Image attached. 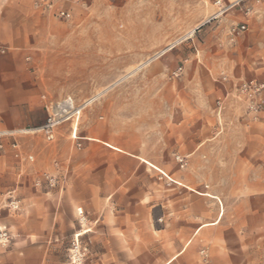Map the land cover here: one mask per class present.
<instances>
[{"label":"rangeland","instance_id":"obj_1","mask_svg":"<svg viewBox=\"0 0 264 264\" xmlns=\"http://www.w3.org/2000/svg\"><path fill=\"white\" fill-rule=\"evenodd\" d=\"M34 1L38 10L49 20L6 21L2 27L4 44L12 35L17 40L15 43L18 47L8 46L9 49L25 52L30 57L25 62L39 96L45 94L59 98L70 95L81 101L103 92L84 109L78 124V135H81L82 126L87 124L89 113L94 114L96 122L106 123L111 120V97L160 98L165 99V103H170L171 97L197 93L199 97L212 100L216 105V117L206 124L221 131L218 141L227 144L231 151L227 153L229 168L212 169L211 184L218 194L223 193L227 198L223 203L221 224L235 226L239 211L238 197L245 190L246 179L253 173L264 178V152L261 150L241 154L235 148L239 141L245 142L250 136H256L255 141L259 140L261 134L260 128L252 131V127L260 122L264 89L254 98L240 93L238 86L248 80L264 83V59L259 61L258 57L260 52H264V5L259 0H241L223 13H217L216 0ZM47 2L51 4L50 8L46 6ZM223 2L228 5L234 0ZM246 8H250V13L245 14ZM61 11L69 16L60 15ZM241 22L246 23L247 30L230 41L228 28ZM258 40L263 41V45ZM192 54L195 56H191ZM213 85L218 87H212ZM217 88L224 92L221 96L216 92ZM253 98L259 104L257 112L248 109L249 101ZM218 100L232 101L224 116L217 114L220 107ZM151 102L153 104H148ZM155 102L145 100V104L134 107L155 111ZM115 107L120 109L126 106ZM164 108L166 112H172L171 104L164 105ZM243 111L244 117L248 119L238 120L235 112ZM148 123L141 122L142 125ZM165 123L171 125L172 121ZM148 130L150 129L144 126L142 132L149 134ZM69 133V123L65 122L57 128L53 141H46L40 134L34 136H40V144L36 143L38 147L45 144L57 146L58 135L64 136L65 141L61 146L58 145V150L64 151L72 160L76 147ZM130 140L137 143L135 137ZM42 154L43 152L40 154L41 158L34 154L30 164L37 166L39 163V167L33 172L34 179L23 188L16 185L9 190L16 196L18 207L10 209L5 207V202L0 203V245L12 236L1 230L5 231L7 225L14 223L22 211H29L34 214L32 224L41 228L40 230L49 228L51 224V232L32 236L35 241L55 242V247L45 250L46 264H164L180 251V248L172 247L175 244L173 236L177 233L172 232L169 224L171 216L162 217L163 207L156 205V200H124V195L120 193L115 194L111 202L78 200L74 172L69 173L68 166V182L64 184H58L57 176L51 174L50 167L58 170L64 166L60 152L45 156ZM253 154L261 162V168L252 170L234 167L242 156L248 160ZM156 155L166 164L175 162L179 168L184 165V161L179 162L175 154L160 151ZM98 156L103 157L100 154ZM215 156L220 160L219 154ZM116 164L129 166L125 157H117ZM133 171L115 177V183L121 184L131 176L126 185L133 189L152 179L146 170L133 168ZM221 171L224 174L222 178ZM45 175L53 177L55 181L49 183ZM195 178L202 183V188L197 189L205 190L202 171L197 170ZM262 188L264 185H261L260 194H264ZM175 191L174 184H160L159 180L156 181L155 193ZM7 192L0 195V201ZM22 198L26 201L22 202ZM246 203L250 208L251 199ZM166 204L171 205L170 201H166ZM260 204L261 211L264 212V201ZM197 223H200L199 219ZM108 224L126 229V233H112L111 240L113 237L116 240L123 239L124 235L133 245L148 247L126 250L104 248L102 227ZM208 228L214 230V226ZM208 228L194 234L189 245L170 264H235V249L224 250L228 256L222 257L221 250L214 242L217 240L216 234L208 231ZM83 229H87V233L78 238L76 247L74 234ZM236 235L229 234L228 242L235 244ZM245 242L249 244L248 249H245V264H251L246 260L256 255L261 259V264H264V238L259 239L254 249L251 248L250 233L245 235ZM42 251L35 250L36 258ZM74 254L78 261H74Z\"/></svg>","mask_w":264,"mask_h":264},{"label":"crops","instance_id":"obj_2","mask_svg":"<svg viewBox=\"0 0 264 264\" xmlns=\"http://www.w3.org/2000/svg\"><path fill=\"white\" fill-rule=\"evenodd\" d=\"M10 20L49 19L38 10L34 0H0V132L35 128L40 126L45 118L41 95H38L37 86L31 78L25 62L30 57L25 52L9 49L8 46L18 47L15 43L17 40L12 35L7 38V43L4 44L2 27L6 21L9 22ZM258 42L261 44L263 41L258 40ZM191 56L195 55L192 54ZM205 56H209V54H205ZM223 56L225 55L221 54L216 57ZM258 57L259 61L263 60L264 52H260ZM208 67L211 68V66ZM258 72L262 73L260 70ZM216 86L213 85L212 87ZM216 92H219L220 96L224 93L221 88H217ZM145 100L156 101L154 103L157 105L155 111L151 109L149 112L146 108L134 107L145 104L143 103ZM109 101L111 120L106 123L96 122L94 114H88L90 118L87 124L82 126V132L79 135L81 138L79 140L80 147L75 149L74 159L70 160L64 151L58 150V145L61 146L65 141L64 136L60 134L58 135L57 146L45 144L43 147L42 145L38 147L36 143L40 144V136H34V134L42 136L40 132L16 135L23 154L32 155L34 159V154L41 158V152L45 156L59 151L65 168L63 165L58 170L50 167L51 174L57 176L58 184H64L68 182V172L66 173L68 166L69 173L74 172L75 186L79 192L78 200L111 202L117 193L123 194L124 200L136 202L156 200V205L160 204L163 207L162 217L171 216L169 224L172 232L177 233L176 236H173L175 244H172V247L180 248V251L171 257H177L181 254L191 242L194 234L203 228L214 226V230L208 228V231L216 234L217 240L214 242L221 250L220 255L226 257L228 254L224 250L234 248L236 251L235 264H245V249L249 247V244L245 242V235L251 234V248L253 249L259 239L264 238V212L260 208V202L264 201V194H260L261 185H264V178H261L258 173H253L251 177L246 179L245 190L242 192V196L238 197L239 211L236 214L235 226L221 224L224 215L223 203L227 198L223 193L218 194L213 189L211 184L212 169L226 170L229 168L227 153L231 151V148L218 141V138L221 137V131L214 130L206 124V122L215 120L216 117V105L213 104L212 100L207 97H199L197 93H194L190 96L171 97L170 103H165V99L160 98L154 100L111 97ZM229 103L232 101L221 102L217 114L224 116L229 110ZM169 104L172 105L171 113L166 112L167 110L164 108V105ZM117 105H125L126 107L119 109L115 107ZM243 114H245L244 111L235 112L234 115L238 120H247L248 118L244 117ZM259 117L260 122L254 124V128L252 127V131L257 127L260 128L259 140L255 141L256 136H250V139L247 138L245 142L239 141L235 145L237 153H253L255 151L261 152V150L264 152V104ZM142 121L149 123L142 125ZM168 121H172V124L165 123ZM144 126L146 129H150L148 130L149 134L142 132ZM131 137L137 138L136 144L131 142ZM0 141L5 145V150L0 151V195H2L13 186L20 185L23 188L30 183L34 179L33 172L39 167V163L37 166H33L30 165L33 160H17L13 157L8 146L10 139L5 137L0 138ZM160 151L172 153L181 158L184 161L182 168H179L175 162L166 164L156 155ZM98 154L103 155V157H99ZM215 154H219L220 160ZM117 157L127 158L129 166L117 165ZM142 159L150 162L158 170ZM260 163L256 155L253 154L252 158L248 160L242 156L235 162L234 167L255 170L261 168ZM132 165L134 166L132 167ZM133 168L148 171V175L152 179L148 183L139 184L137 186L139 188L133 189L126 185L131 176L121 184L115 183V177L128 172L133 173ZM262 168H264V164ZM44 169L47 170L48 168ZM197 170L203 173L205 183L203 184L205 187L203 191L197 189L202 188V183L197 182L195 178ZM220 176L221 178L224 176L222 171ZM158 180L160 184H174L176 191L155 193L156 181ZM262 189L264 190V188ZM197 191L209 192L219 198V201L207 195L199 194ZM250 199L252 203L249 208L246 201ZM21 201L26 200L22 198ZM166 201H170L171 205L168 206ZM49 218H51V214H49ZM33 219L34 214L29 211H22L14 223L7 225L5 231L1 230L7 234L11 233L12 236L7 242L0 245V264L47 263L45 250L55 247L53 246L56 245L55 242L49 240L35 241L32 236L34 237L36 233L51 232V224L49 228L40 230L41 228L32 224ZM197 219L200 220V223H197ZM83 230L86 231L81 235L87 233V229ZM80 231H76V233ZM160 231L164 232V229ZM102 232L105 238L103 247L107 249L126 250L133 247H148L147 245L142 246V244L133 245L132 242L125 239L124 235L123 239L116 240L113 237L111 240L112 233H126L125 228L121 229L108 224L102 227ZM233 233L237 234L235 244L228 242L229 234ZM79 237H75V243L78 242ZM36 249L43 250L37 258ZM246 261L251 264L262 263L257 255L248 257Z\"/></svg>","mask_w":264,"mask_h":264},{"label":"built area","instance_id":"obj_3","mask_svg":"<svg viewBox=\"0 0 264 264\" xmlns=\"http://www.w3.org/2000/svg\"><path fill=\"white\" fill-rule=\"evenodd\" d=\"M241 0H235L231 4L225 5L222 0H216L215 4L218 7L217 13H223L227 9L233 7L238 4ZM264 5V0H259ZM48 8L51 7L50 3H46ZM250 8L245 9V14L250 13ZM60 15H64L68 17L69 14L63 11L59 12ZM262 14L264 15V8L262 10ZM247 30V25L244 22L232 24L228 30L227 35L230 41H234L237 36ZM180 70V68H178ZM264 89V83L258 82L255 80H248L242 82L238 86V90L240 93L249 94L250 96L256 98L260 94V92ZM251 99L248 104V109L251 112H257L259 104L256 99ZM42 108L45 113V118L43 123L35 128H27V129H18L13 131H2L0 132V138H9L8 146L12 152V155L17 160L26 159L29 161L33 160L32 155H24L21 149L20 144L16 139L17 134H26V133H36L40 132L43 138L46 141H53L55 139V134L57 128L67 122L70 126V138L75 143V147H80L79 140L81 139L77 134V127L82 116L84 109L89 105V98H86L81 101H77L70 95L62 96L59 98L49 97L45 94L41 95ZM217 104L221 105V100L217 101ZM5 150V145L2 141H0V151ZM179 162H182V159L177 157ZM45 179L49 183H53L55 180L53 177L49 175H45ZM39 183V182H38ZM4 203L6 208L16 209L18 207V200L16 196L13 194V191L7 192L4 199L0 201V203Z\"/></svg>","mask_w":264,"mask_h":264},{"label":"bare ground","instance_id":"obj_4","mask_svg":"<svg viewBox=\"0 0 264 264\" xmlns=\"http://www.w3.org/2000/svg\"><path fill=\"white\" fill-rule=\"evenodd\" d=\"M167 50V49H166ZM143 66V65H142ZM139 69V68H138ZM103 94V92H99V93H97V94H95V95H93L92 97H90L89 98V104L90 103H92L93 101H95L96 99H98L101 95ZM143 160V159H142ZM145 163H147L148 165H150V166H152L153 168H155V169H157L158 170V168L157 167H155L154 165H152L150 162H148V161H146V160H143ZM198 192V191H197ZM199 194H203V195H207V196H209V197H212V198H214V199H216L217 201H219V198H217L215 195H213V194H211V193H209V192H198ZM204 226L206 225V224H203ZM208 225V224H207ZM86 230H83V231H80V232H77V233H75V237L77 238V237H79L83 232H85ZM78 243V242H77ZM76 243V247H77V244ZM74 252H76V251H74ZM176 256H173V257H171L167 262H166V264H170L173 260H174V258H175ZM73 259H74V261H78V258H77V256H76V254H74L73 255Z\"/></svg>","mask_w":264,"mask_h":264}]
</instances>
